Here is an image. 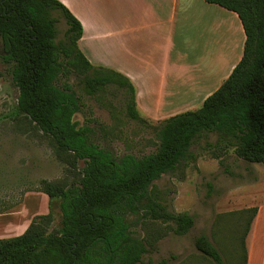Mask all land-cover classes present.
<instances>
[{
  "label": "trees",
  "instance_id": "obj_1",
  "mask_svg": "<svg viewBox=\"0 0 264 264\" xmlns=\"http://www.w3.org/2000/svg\"><path fill=\"white\" fill-rule=\"evenodd\" d=\"M207 1L239 15L246 33L242 58L199 107L153 124L142 115L132 80L93 64L81 50L82 24L62 1L0 0V59L12 64L19 89L16 113L51 137L63 160L75 167L84 162L77 182L40 181L38 190L49 196V206L59 204V227L52 226V207L35 215L22 234L0 238V264H138L156 250L160 222L175 234H186L195 216L169 209L151 195V186L174 171L205 132L218 134L215 145L221 152L233 150L246 162L264 163V0ZM74 81L89 95L123 88L127 114L154 129L156 148L116 157L93 142L75 119L81 96ZM257 212L254 205L218 215V221L236 227L229 249L207 233L195 237L196 248L214 264H247ZM130 214L147 219V237L133 232Z\"/></svg>",
  "mask_w": 264,
  "mask_h": 264
},
{
  "label": "rangeland",
  "instance_id": "obj_2",
  "mask_svg": "<svg viewBox=\"0 0 264 264\" xmlns=\"http://www.w3.org/2000/svg\"><path fill=\"white\" fill-rule=\"evenodd\" d=\"M213 24L220 31L217 18ZM61 28H65L64 21ZM1 45L0 41V49ZM11 69L12 64L0 59V169L5 171L0 192L21 197V201L24 198L25 212L34 209L35 213L45 214L52 209V226L57 228L61 209L57 201H53L52 208L49 206V196L38 190L40 181L77 182L84 162L75 167L63 160L53 139L16 113L19 89ZM74 84L81 96L75 119L80 126L87 127L93 142L116 157L127 153L139 156L156 148L154 129L127 114L123 88L111 86L89 95L76 81ZM142 115L153 124L163 119ZM217 140L215 132L201 134L179 166L154 181L153 197L158 196L172 211L193 214L196 222L183 235L175 234L167 223L160 222L156 250L146 253L138 264H214L196 248L195 237L207 233L215 241L218 236L222 240L220 247L229 249L228 240L236 234V227L234 222L218 221V215L254 206L264 198V163L246 162L233 150L223 153L215 145ZM129 220L135 234L148 236L150 224L144 221L146 218L130 214ZM240 226L243 234L245 222ZM224 259L227 261L226 255Z\"/></svg>",
  "mask_w": 264,
  "mask_h": 264
},
{
  "label": "crops",
  "instance_id": "obj_3",
  "mask_svg": "<svg viewBox=\"0 0 264 264\" xmlns=\"http://www.w3.org/2000/svg\"><path fill=\"white\" fill-rule=\"evenodd\" d=\"M60 1L82 24L79 46L88 59L128 76L139 108L151 118L199 107L243 55L246 33L239 15L207 0ZM2 174L0 169V181ZM3 195L8 200H0V236L22 234L39 213L25 212L24 198ZM256 205L247 264H264V198Z\"/></svg>",
  "mask_w": 264,
  "mask_h": 264
}]
</instances>
